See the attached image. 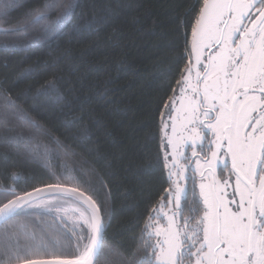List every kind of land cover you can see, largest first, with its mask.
Returning <instances> with one entry per match:
<instances>
[{
	"label": "snow or ice",
	"instance_id": "6c2138e0",
	"mask_svg": "<svg viewBox=\"0 0 264 264\" xmlns=\"http://www.w3.org/2000/svg\"><path fill=\"white\" fill-rule=\"evenodd\" d=\"M23 3L0 0L4 51L48 46L110 15L95 3L84 11L79 0H35L10 23ZM192 11L175 87L172 66L161 73L172 88L157 109L163 156L141 169L159 171L168 186L130 250L110 242V193L97 187L89 161L31 114L44 97L68 125L83 119L72 116L58 77L31 98L0 89V264H264V0H199ZM80 135L88 137L86 127ZM21 162H38L47 175L25 176Z\"/></svg>",
	"mask_w": 264,
	"mask_h": 264
},
{
	"label": "trees",
	"instance_id": "16d2710c",
	"mask_svg": "<svg viewBox=\"0 0 264 264\" xmlns=\"http://www.w3.org/2000/svg\"><path fill=\"white\" fill-rule=\"evenodd\" d=\"M79 2L84 11L95 3L98 8L110 9V15L93 30L61 37L48 46L0 49V89L10 88L13 95L26 93L31 98L52 75L58 77L72 116L83 119L68 125L69 118L44 97L35 101L31 114L89 161L97 187L110 193V242L127 251L136 246L148 216L146 209L168 186L161 183L159 171L146 175L141 169L146 158L163 156L157 109L163 108L172 88L162 87L161 73L172 66L175 87L179 70L188 62L186 57L179 64L176 61L184 53L185 29L190 34L195 16L192 9H198L199 0ZM34 4L35 0H24L10 13V23ZM87 18L90 13L81 23ZM29 67L36 71L18 80ZM32 105L29 99L25 107ZM85 127L87 138L80 135ZM54 163L58 166L60 161ZM21 168L25 176L47 175L38 162H21Z\"/></svg>",
	"mask_w": 264,
	"mask_h": 264
},
{
	"label": "flooded vegetation",
	"instance_id": "af4514ba",
	"mask_svg": "<svg viewBox=\"0 0 264 264\" xmlns=\"http://www.w3.org/2000/svg\"><path fill=\"white\" fill-rule=\"evenodd\" d=\"M210 179H211V177H210ZM196 180H197V182H199V176L196 177ZM189 187H191V184L190 183H189ZM197 191H198V189H197ZM153 242H155V238L153 239Z\"/></svg>",
	"mask_w": 264,
	"mask_h": 264
},
{
	"label": "rangeland",
	"instance_id": "374dc122",
	"mask_svg": "<svg viewBox=\"0 0 264 264\" xmlns=\"http://www.w3.org/2000/svg\"><path fill=\"white\" fill-rule=\"evenodd\" d=\"M71 207H75V206H71ZM69 219L72 220V219H74V217H71V216H70Z\"/></svg>",
	"mask_w": 264,
	"mask_h": 264
}]
</instances>
